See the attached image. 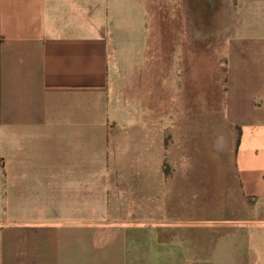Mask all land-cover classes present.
I'll use <instances>...</instances> for the list:
<instances>
[{"label": "crops", "instance_id": "0c3cea01", "mask_svg": "<svg viewBox=\"0 0 264 264\" xmlns=\"http://www.w3.org/2000/svg\"><path fill=\"white\" fill-rule=\"evenodd\" d=\"M232 13L197 90L147 0H0V264L264 259V0Z\"/></svg>", "mask_w": 264, "mask_h": 264}, {"label": "rangeland", "instance_id": "374dc122", "mask_svg": "<svg viewBox=\"0 0 264 264\" xmlns=\"http://www.w3.org/2000/svg\"><path fill=\"white\" fill-rule=\"evenodd\" d=\"M147 1L152 7L155 21L158 22L161 15L164 17L162 23L163 27L167 30V37H174L179 32L183 33V37H200L199 56L195 59L194 69L198 73V76L194 80L195 88L197 90L200 89V86L208 81L207 77L210 75V78L213 74L216 76V84L218 85L220 74L224 69L227 35L230 32L231 26L238 20L232 13V8L235 7L237 0ZM219 87L217 86L216 90L219 89L220 91ZM204 126L201 122L198 126L194 124L192 129H207V126ZM189 152L192 155L194 153L193 150ZM185 158L186 153L182 150V139L175 137L169 139L165 161L169 180L172 179L175 173L174 168L180 167L184 163ZM234 162L235 159L233 157V165ZM249 213L252 214V212ZM243 258L249 262H253V264L264 262V259L261 261L256 251L253 253L246 251Z\"/></svg>", "mask_w": 264, "mask_h": 264}, {"label": "flooded vegetation", "instance_id": "af4514ba", "mask_svg": "<svg viewBox=\"0 0 264 264\" xmlns=\"http://www.w3.org/2000/svg\"><path fill=\"white\" fill-rule=\"evenodd\" d=\"M218 145V144H217Z\"/></svg>", "mask_w": 264, "mask_h": 264}]
</instances>
